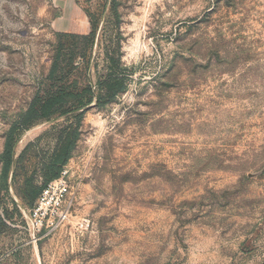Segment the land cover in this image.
Segmentation results:
<instances>
[{
  "label": "rangeland",
  "instance_id": "rangeland-1",
  "mask_svg": "<svg viewBox=\"0 0 264 264\" xmlns=\"http://www.w3.org/2000/svg\"><path fill=\"white\" fill-rule=\"evenodd\" d=\"M79 1L0 0V264H264V0ZM84 9L91 103L13 133ZM72 139L70 218L37 234Z\"/></svg>",
  "mask_w": 264,
  "mask_h": 264
},
{
  "label": "trees",
  "instance_id": "trees-1",
  "mask_svg": "<svg viewBox=\"0 0 264 264\" xmlns=\"http://www.w3.org/2000/svg\"><path fill=\"white\" fill-rule=\"evenodd\" d=\"M76 3L81 5L79 0H76ZM84 12L90 23L89 33H61L57 36L50 71L47 77L40 83L26 112L21 116L18 123L19 127H13V133L17 128L27 129L37 121L49 119L55 115H67L91 103L93 93L91 88L80 86L77 79L73 76L75 71H81L82 67L77 62L85 61L90 48L93 46L97 32V20L93 19L86 9H84ZM106 78H111V75H103V78L98 81L97 86L99 88H107V92H109L112 89L108 83H102ZM101 103L99 100L98 104L100 105ZM74 144V139L68 141L63 152L48 165L42 186L33 192L35 200L49 182L59 177L63 167L71 157ZM12 154L11 135L5 143L3 153L2 178L5 181L12 166Z\"/></svg>",
  "mask_w": 264,
  "mask_h": 264
},
{
  "label": "built area",
  "instance_id": "built-area-1",
  "mask_svg": "<svg viewBox=\"0 0 264 264\" xmlns=\"http://www.w3.org/2000/svg\"><path fill=\"white\" fill-rule=\"evenodd\" d=\"M68 171L63 169L58 178L49 182L40 192L30 210V225L35 233L52 232L66 223L71 215Z\"/></svg>",
  "mask_w": 264,
  "mask_h": 264
},
{
  "label": "crops",
  "instance_id": "crops-1",
  "mask_svg": "<svg viewBox=\"0 0 264 264\" xmlns=\"http://www.w3.org/2000/svg\"><path fill=\"white\" fill-rule=\"evenodd\" d=\"M82 34H85V33H82Z\"/></svg>",
  "mask_w": 264,
  "mask_h": 264
}]
</instances>
